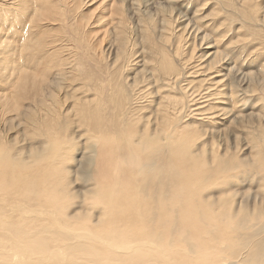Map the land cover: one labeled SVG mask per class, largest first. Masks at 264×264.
<instances>
[{
	"label": "rangeland",
	"instance_id": "1",
	"mask_svg": "<svg viewBox=\"0 0 264 264\" xmlns=\"http://www.w3.org/2000/svg\"><path fill=\"white\" fill-rule=\"evenodd\" d=\"M98 1L88 0L82 3L77 12L79 19L82 18V23H91L90 27L94 26H86V29L97 36L102 25L96 21V14L102 11V5H97ZM128 1L119 4L123 10ZM137 1V5L145 9L146 0ZM154 1L165 9L170 8V16L180 12L179 18L185 14L184 19L199 18L198 23H206L207 25L203 24V31L209 32L211 38L216 36L212 39L216 42L215 48L222 52L227 45L226 49L232 47L233 52L238 53L234 60L240 70L255 71L254 74H257L263 69L264 27L253 25V20L240 15L239 8H243L240 0ZM254 3L256 1H253ZM123 12L127 16L126 11ZM2 16L0 14V29L6 32L11 25L9 21L5 22V16ZM179 18L173 23L175 31L183 25L182 19ZM131 19L133 18H127V22L132 26L133 20L136 19ZM215 23L216 26L223 24L220 25L221 31H215L216 28L212 25ZM20 25L21 23L19 27ZM45 27L53 29V33L58 24H46ZM221 32H224V36H219ZM23 33L26 35L27 30L24 29ZM56 33L63 34L61 31ZM183 38L182 44L192 40V37ZM52 47L55 46L49 48ZM188 49L186 46L182 54L187 53ZM202 49L195 48L194 53L201 52ZM76 52L73 67L82 77L85 76V79L88 76L97 81L109 70L107 65L110 59L101 56L100 50L93 52L76 49ZM228 52L229 49L226 53ZM137 65L139 63L134 64V67L118 69L121 77L115 76L116 79H122L123 74L132 76L141 69ZM111 71H114V68ZM2 80L5 81V77L0 72V85L4 86L5 82H1ZM81 83L83 82H63L62 91L55 89V100L46 99L44 103L47 107L42 105L36 109L32 108V115L29 117L14 115L17 118L8 121V118L3 120L6 115L0 113V264H29V261L34 264H148L149 261H155L157 264H264V124L259 126L255 121L258 116L264 122V97L258 87H262L264 83L235 82V87L234 82H231L234 87H226L228 95L225 96V90H222L224 82L218 85L213 82H176L172 83L171 87L162 82L159 85L155 82H139L138 87L141 85L144 99L138 104L144 106V112L141 114L144 118L135 117L121 121L107 115L104 123H98L101 133L81 125L80 117L65 114V109L73 100L71 97H61L68 95V92L75 97L92 99L93 90L86 89L97 82H85V87H82ZM253 83L257 88L251 87ZM186 84L193 86L190 92L195 88H206L205 97L200 95L191 101L190 92L185 91ZM63 86L67 88L64 89ZM241 87H245V92ZM76 90H79V93ZM149 92L152 94H148ZM168 96H172L182 106L179 116L174 117L169 113L162 121L154 115L150 116L156 107V101ZM219 100L224 101V104H219ZM223 105H226L225 108L232 116H243L241 122L234 123L243 125L242 129H233L232 123L227 119L218 121V118L213 116V107ZM43 107L53 109L54 116L49 113L47 117ZM43 117L46 120L44 127L37 122ZM108 123L111 125L107 126ZM225 126H228L227 129ZM218 127L226 129L222 137L213 136ZM103 141L109 144L116 142L115 148L120 147V143L125 144L133 157L139 161L135 168H144V172L138 169L141 175L135 172V175L130 177L128 166L123 163L126 159L123 155L120 162L116 163L114 160L110 167L106 162V169L103 170L106 179L98 181L99 172L94 162L97 152L94 151ZM153 150L156 152L150 153L151 157H146ZM108 158L109 151L105 154V160ZM145 159L149 162L148 165L142 164ZM184 159L190 161L192 166L180 162ZM173 161L175 165H172ZM114 173L118 174L117 192L127 190L130 185L139 186V190L144 187L149 190V195H144L140 200L157 203L163 199L168 221L165 217L163 223L158 220L151 221L150 217L156 216L157 210L149 213L150 216L143 220L142 227L138 218L133 220L134 224L145 232L142 235L135 232V226L131 222L127 226L122 222L109 223L105 204L110 199L109 205H113V197L108 191L112 186L115 187L112 180ZM124 178L127 180L124 185H120L119 180L124 181ZM157 179L161 185L160 190L162 188L161 192L155 185ZM99 194L102 199L105 197V201L101 202L96 198ZM95 199L99 203H95ZM124 199L121 197L119 201H133L130 198ZM144 208L148 210L150 204L144 205ZM221 217L225 221L243 220L244 223L241 222L237 227L235 224L228 227L222 224L223 221L220 222ZM182 219L185 224L180 223ZM213 219H216V222ZM66 222L69 223L68 226L64 225ZM151 224L159 225L160 231H155V225L151 229ZM107 230H111V234ZM153 235L156 238H152ZM95 236H114L116 240L124 242L121 246H132L123 249L127 250L128 254L123 253L109 244H97L92 240Z\"/></svg>",
	"mask_w": 264,
	"mask_h": 264
},
{
	"label": "bare ground",
	"instance_id": "2",
	"mask_svg": "<svg viewBox=\"0 0 264 264\" xmlns=\"http://www.w3.org/2000/svg\"><path fill=\"white\" fill-rule=\"evenodd\" d=\"M86 1L88 0H0L1 17H3L2 15H4L5 18L3 20L5 22L9 21L8 23L9 25H11L9 26L6 32L1 31L2 29H0V72L5 77V81L4 80L1 81L3 83L5 82L4 86L2 84L0 85L1 86L0 113H4L6 115L5 117H3V120L8 118V121H12L13 118L18 115L29 117L30 115H32L30 114L32 112V108L36 109L42 105H46L45 107H47V104L44 103L45 100L49 99L54 101L57 96L56 91L58 89L61 90L62 85H64L62 84L63 82H68V84L69 82H77V83L78 81L83 82L81 83L82 87L86 86L85 82H97V84L95 83L93 86H90L88 89H86L87 91L93 90L92 99L81 98L79 96L75 97L73 96L72 93L70 94V92L68 93L72 96H70L69 94L63 95L64 93H67L64 90H63L64 93L62 94L63 96L61 98L66 99L71 97L73 100L66 109L64 108L66 111L65 114L67 115L70 114L72 116L80 117L81 120L79 118L78 119L81 121L82 123L81 125L89 126V130L99 133H101V130L100 127L98 126V123L101 122L104 123V120L107 118V115L113 117L114 119H118V120L121 119V121L122 120L124 121L125 119L126 121H128L135 117H138L139 119L144 118V116L141 115L144 112V108H143L144 106L138 104L141 102L142 99H144L142 97L143 92L140 89L141 85L140 87H138L139 82H149V84L155 82L158 85L160 82H162V84H168L170 85V87L172 86V83L176 84V82L179 83L183 82L182 84H184V82H188V83L213 82V84L215 85L224 82V84L222 85L223 86L222 90H225V93L223 94L225 96L228 95L226 87L231 86L233 88L235 86V82L237 83L256 82L258 84L264 83V66L263 67L260 66L263 69L259 71L257 70L258 71V72L256 71L257 74H254L255 71L250 72L248 70L244 72L240 70V67L239 68L236 67L238 63L236 64L235 61L236 59L234 58L237 56L238 53L235 54V52H233L232 47L228 48L230 54H228L229 52L226 53V51L228 50L226 49L227 45L224 47L226 51L223 48H221L223 49V51H225V54H223V51L221 52L220 50H218V48H215L216 42L214 40L212 41V39H214V37L216 36L211 38L210 35L208 34L209 32L205 33L204 32L205 30L203 31V26L206 23L205 24L203 23L204 25L201 24L202 22L198 23V19H199L198 17L197 20L190 18L184 19L183 18L185 16L184 14L179 18V16L181 15L180 12L178 13L176 12L173 14V16H170V14L172 13L170 8L165 9L160 3L155 1L153 2V0L145 1V9L137 5L139 4V1L129 0L125 10H123L122 7L119 5L122 4L125 0H99L97 2L98 3L97 5L98 7H101L102 5V11L100 12V14L99 13L96 14V18H97L96 21H99V24L102 25L99 29V36H97L95 33H91L92 32L91 30L88 31L86 29V26L90 27L91 23H89V25H87V23L85 22L82 23V18L79 19V15L77 13L81 7V4ZM224 1L225 0H222L221 2ZM253 1H256V3L253 4ZM240 4L243 7V8H239L240 15L244 16L245 18L253 20V25H259L264 27V0H240ZM235 7L236 5L232 9H234ZM123 11H126L127 16L124 14ZM127 18L136 19L135 21L131 19L134 22L132 24L133 27L130 25L129 22H127ZM138 18L140 19L138 20ZM178 18L180 20L182 19L183 25L181 26L180 29H177L175 31L173 30V23ZM19 23H21L20 27H19ZM46 24H58V27L54 29L56 31L52 33L51 30L53 31V29L46 28L45 27ZM212 25L215 26L216 28L215 31L219 29L221 31L220 25L222 26L223 24L221 23L219 26H216L217 24L215 23ZM93 27L94 26L90 28ZM24 29L27 30L26 35H24L23 33ZM8 30H10V33L12 34L8 33ZM233 30H235V28ZM58 31H61L63 34L58 35L60 34V33H56ZM177 31L178 33H176ZM172 35L174 36L173 38ZM183 36H186V38L192 37V40H190V42L186 41L188 42L186 46L189 49L187 53L184 52L185 54L184 53L182 54L183 50H185L186 48L185 46L186 42L182 44V41L184 39ZM219 36H224V32H221ZM52 45L55 47L49 48ZM195 48L198 49L203 48V49L201 50V52L198 51L194 53ZM76 49L77 51L79 50L82 51L86 49L88 51H93V52H97L98 50H100L101 56H106L105 57L106 59L107 58L110 59V62L108 61L109 64L107 65L109 67V70H107L100 79H97V81L96 79H92L91 77L88 76H86L85 79V76L82 77V75L79 74L80 72L78 73L75 67H73L76 62L74 57L76 55L75 54ZM104 51L106 52L105 55L103 54ZM232 53L234 54L231 55ZM136 59L138 60L134 62ZM179 59L181 60L179 61ZM138 63L139 65H137V67H140L141 69L136 71L132 76L123 74L122 79H116L115 76L121 77V73L117 72L118 69L122 70L125 67L126 68L134 67V64H138ZM113 68L114 71H111ZM231 82H234L233 83L234 86ZM189 85L187 84L185 85L186 86L185 91L187 92H190L191 88L193 87ZM256 86L257 85L253 83L251 87L257 88ZM258 87L261 90L262 96L264 97V85L262 87L258 85ZM65 88L67 87H64V89ZM244 88L241 87L243 91ZM55 89L57 90L55 91ZM71 89H73V86ZM158 90H156V92H158L159 95ZM205 90L206 88L204 89L202 88L201 90L195 88L193 92L189 93L192 96L191 101H194L195 97L200 95L201 96L203 95L205 97L207 91ZM76 91H78L79 93V90ZM81 94L82 93H80V95ZM148 94H152V92H149ZM150 96L151 95H149V97ZM198 102L202 103L203 101H198ZM220 103L224 104V101L219 100V104ZM154 106L156 107L153 110V112H151L150 116L154 115L156 119H159L161 121L166 119L169 113H172V115L175 117L176 115H178V113H180V110L182 109V106H180L178 102L173 99L172 96L163 97L161 100L156 101V105ZM225 106L223 105L220 107H213L214 110L211 109L212 111H214L213 116L217 117L218 121H224L227 119V121L232 123L233 129L234 127L242 129L244 127L243 125L234 124V123L241 122L243 116H240L239 114L232 116L231 112L228 109H226ZM211 110L210 112H212ZM54 112L55 111L51 108H44V114L46 116L49 113L52 116H54V114H52ZM204 112L206 113V110ZM204 112H202V115L204 114ZM44 120L45 118L43 117L41 118V120L37 122L43 124L44 127L45 125ZM35 121L36 119L34 120V122ZM107 121L109 120L107 119ZM255 121L259 124V126L261 124H264V122H262V119L258 118V116L255 117ZM106 125L108 126L111 124L108 123ZM226 127L228 126H225V128ZM124 128L127 129L125 126ZM226 129L223 128L221 129L219 127L216 128L213 133V136L222 137L221 135H224ZM231 129L232 128H230V130ZM156 130L158 131L159 129L156 128ZM111 132H113V130ZM122 132L123 129H121V133ZM262 135H264V131H262ZM115 145L116 142H111V144H109L108 142L103 141V143L98 146L97 150L94 151L97 152L96 161L94 162H95V167L99 172L98 178L96 177L98 181L99 180L103 181L104 179H106V175L104 174L105 172H103V170L106 169L105 168L106 162L108 164V167H110L114 160H116V163L120 162V159L122 158L123 155L126 157V159L123 160V163L124 165L128 166L129 169L128 175L130 177L134 176L135 172L137 174H140V172H138V169L141 168L140 167H138V169L135 168L139 164V161H137L133 157V155L130 153V149L125 144L122 143H120V147L115 148ZM108 151H109V158L105 160V154H107ZM153 152H156V150L149 152L148 156L146 157H149L150 153ZM184 157L190 159V157L187 156ZM146 161L147 159H145V161L142 162V164L146 163V165H148L149 162ZM174 162L175 161H173L172 165L176 164V163L174 164ZM180 162L183 164L186 162L192 166V163L185 159ZM141 170L142 172H144L145 169L142 168ZM181 172L183 173V170ZM191 174H192V170H191ZM112 175L111 176L113 177L112 180L115 183V187L112 186L111 189H109L110 191H108V193L113 197V205H109L110 199H108L106 204L104 203L107 211L106 218H108L109 223L116 224L117 222H122L124 225L127 226L128 223L131 222V224L135 226L134 229L135 232L142 235L145 234V232L143 230H140V228H138L134 224L133 220L138 218L141 221L140 225L142 227L144 223L143 220L148 219V217L150 216L149 213L151 211L153 213L155 212V210H157L158 211L157 215L150 217L151 221L154 222L155 220H158V222L161 221L163 223L164 217L166 221H168L167 211L165 209V204L163 203V199L157 203L145 199L143 201L140 200L144 195L146 196L149 195L148 193L149 190H147L148 188L146 189L145 187L139 190V186L132 187L130 185L127 190L125 191L123 190L122 192L121 191L117 192L116 187L118 184V174L114 173ZM126 178L129 179L128 177ZM127 179L124 178V181L119 180V184L124 185L125 180ZM155 185L158 187L157 190L161 192L162 188L160 190L161 185L159 184L158 179ZM121 197L125 199L130 198L134 202L133 201L126 202L123 200L119 201ZM96 198L99 199L101 202H103V200L105 199V197L104 199H102L100 194ZM94 201L95 203L98 202L96 199ZM149 204H150V208L148 210H145V208L143 209L144 205L148 206ZM172 207H174V205H172ZM189 216L191 219L190 213ZM213 221L216 222V219H213ZM221 221H223L222 224L228 227L234 224L235 227H237L240 226L241 222L244 223L243 220L233 221L231 219H228L227 221H225L223 220L222 217L220 219V222ZM180 223L185 224L184 220L181 221ZM192 223H197V222L192 221ZM64 225L68 226L69 223L66 222ZM153 225L155 224L150 225L151 229ZM160 229L161 228L159 225H155L156 232L160 231ZM107 231L110 232L111 234V230H107ZM128 232L130 233L129 229ZM113 237L95 236V238L92 240H95L97 244H109L110 247H113L115 249L119 248L123 253H127L128 251L123 249H129L130 246H132V244L123 247L121 246V244H124V242L123 241L121 242V240H116ZM117 238H121V237H117ZM122 238H124V236H122ZM152 238H156V236L154 237L153 235ZM117 241L119 242L116 244L115 242ZM112 251L114 252L115 250L112 249ZM29 264H34V263L32 261H29ZM84 264H92V263L88 262ZM148 264H157V263L155 261H149Z\"/></svg>",
	"mask_w": 264,
	"mask_h": 264
}]
</instances>
